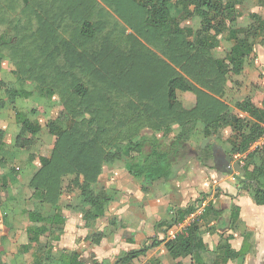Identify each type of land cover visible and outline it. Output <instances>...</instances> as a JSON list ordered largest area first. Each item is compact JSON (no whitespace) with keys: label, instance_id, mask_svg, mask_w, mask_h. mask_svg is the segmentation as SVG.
<instances>
[{"label":"trees","instance_id":"1","mask_svg":"<svg viewBox=\"0 0 264 264\" xmlns=\"http://www.w3.org/2000/svg\"><path fill=\"white\" fill-rule=\"evenodd\" d=\"M241 1L0 0V55L13 65V81L0 80V108L31 95L14 81L33 84L40 100L57 98L60 103L57 118L45 126L55 138L52 153L49 158L38 157L40 168L28 182L27 241L17 250L23 264L34 252L38 254L31 264H85L78 252H54L51 243L64 234L66 218L59 200L66 176H76L74 210L83 220L107 218L108 225L115 227L108 210L113 196L98 181L104 165L124 158L133 177L149 184L168 179L174 163L190 155V139L198 123L206 139L230 129L232 152L240 156L236 164L244 172L243 179L236 175V180L242 190L252 193L256 205H264V144L250 151L264 136V88L260 107L250 97L234 104L244 118L234 115L221 100L227 85L237 84L234 78L243 74L255 41L264 43L260 15L250 14V23L238 26L236 7ZM259 4L264 6V0ZM193 18L200 20L197 30L181 27ZM221 41L228 47L223 58H216ZM178 93L194 97L191 109L182 107ZM15 122L19 131L13 148L28 151L41 126L20 111H15ZM173 125L179 131L168 144L155 134L142 135L144 131L169 134ZM4 138L0 129V155ZM34 159L30 154L28 160ZM191 159L200 167L219 169L210 145L192 152ZM220 170L231 173L226 167ZM17 179L13 168L1 177V200ZM199 202L177 209L170 222L161 221L157 228L164 226L167 231L177 226ZM236 218L237 213L231 222ZM204 232L197 221L172 239H152L112 262L99 264H133L161 244L173 264H184V260L224 264L243 254L226 245L220 254L209 251L202 239ZM102 235L94 232L85 241L99 246Z\"/></svg>","mask_w":264,"mask_h":264},{"label":"crops","instance_id":"2","mask_svg":"<svg viewBox=\"0 0 264 264\" xmlns=\"http://www.w3.org/2000/svg\"><path fill=\"white\" fill-rule=\"evenodd\" d=\"M255 55L258 56L257 58L262 63L264 71V43L254 48L250 59L254 58ZM6 61L2 60L1 66ZM261 88H264V81ZM25 91L29 92L28 90ZM30 97L31 95L27 98H17L14 105L11 106L12 115L8 116V119H4L3 125L0 124V129L5 133V146L0 155L4 163V166L0 167V185L1 177L10 169L9 164L18 163L17 156L29 152L13 148L14 140L19 131L15 122V111L22 112L28 120L36 121L41 126V131L36 136L37 141L40 140L42 133H44L42 129L44 122L36 120L34 109L29 108L30 106L27 108L24 104ZM262 98L263 95L261 96V101ZM42 101L40 105L43 108L49 107L46 104L49 101ZM256 106L260 107L261 102ZM0 110V113L4 111ZM44 114H47V110L44 111ZM44 121L48 123L46 117ZM157 133L155 135L160 138ZM148 135L151 134L149 133ZM169 137L171 138L170 135ZM263 144L264 136L250 147V151ZM8 150L11 155H15L10 162L6 161ZM212 150L217 152L218 147H212ZM30 162L34 166L36 165V171L40 168L38 156ZM126 162L127 160L122 158L112 164L104 165L98 178L100 184L113 196V201L110 203L108 210L110 215L115 218V227L108 225L107 218H100L86 223L82 214L74 210L77 204V192L76 189H73L72 182L76 179V176L70 175L63 179L65 192L60 197L59 205L63 216L66 218V225L60 240L51 242L54 252L63 249L76 251L80 254V258L84 254L89 253V260L92 263L94 262V264H99L106 260L112 262L116 259V248L105 244L104 241L107 237L106 234L112 233L114 228L118 231L117 233L122 234L120 242L126 247L125 253L150 244L152 239L158 241H162L165 238L172 239L178 232V227L173 226V228L165 231L166 227L162 226L159 229L157 224L161 221L170 222L173 210L192 205L196 196L199 193H204L207 195L208 206H210L206 208L207 211L203 214L201 225L205 229L202 239L208 250L215 253L218 251L220 254L226 245L234 252L243 251V254L239 255V257L228 260L224 264H264V205H256L252 199V193L241 189L235 177L236 174L238 176V173L234 169H231V173L228 174L224 170H220L224 168L223 165L220 166L214 163L219 169H207L200 167L195 162V166H182L176 174L173 171L168 179L149 184L143 178L131 176L126 170ZM26 165H21V169L15 168L18 171V179L9 185L8 196L4 200L0 199V264H23L22 260L17 256V250L19 246L26 243H18V239H21L22 236L26 237L24 229L29 225L27 213L31 209L28 200L31 193L28 188V182L32 175ZM81 181L82 178L79 177V183ZM144 187H149V189L146 191ZM26 192L28 196H25ZM25 198H27V204L30 208L23 211L20 201ZM236 213L237 218L232 223L231 219L235 217ZM94 232L103 233L100 245L92 246L87 250L90 245L85 241V238L91 236ZM117 233L114 232V235H112L114 242L117 241L115 239ZM226 236H230L227 242H225ZM44 241V238L40 239L41 243ZM157 252L160 255L162 254L164 261L157 257ZM36 254L38 253L34 252V254L27 257L35 259L37 257ZM165 262H168V264L174 263L166 252L164 244H161L158 247L149 249L146 257L134 260L133 264H164ZM183 263L189 264V261L184 260Z\"/></svg>","mask_w":264,"mask_h":264},{"label":"rangeland","instance_id":"3","mask_svg":"<svg viewBox=\"0 0 264 264\" xmlns=\"http://www.w3.org/2000/svg\"><path fill=\"white\" fill-rule=\"evenodd\" d=\"M260 0H242L236 7L237 9V14H238V19H237V23L238 26L240 27H245L250 23V19H249V15L250 14H258L260 15L261 18H264V6L259 4ZM182 28H191L192 30H197L200 27V20L198 18H193L192 20L189 21H185L181 24ZM188 38V37H187ZM254 48L257 46H260V44L257 43V41H255L254 43ZM228 44L221 41L220 43V52L215 55L216 58H223L225 56V52L227 50ZM2 57V58H1ZM258 56L255 55L254 58L252 59H248L245 63V72L244 74H242L240 77L238 78H234L237 79V84H235L233 81H231L226 88V94L225 96H223V98L221 99L222 102H225L226 104H228L234 115H236L237 117H241L244 118V114L239 112L238 110L235 109L234 104L237 102H241L244 98L250 97L252 98V102L253 104L257 105L261 102V96L262 94V84L264 81V72L262 69V63L260 62V60L257 58ZM1 60L5 61L7 60L5 57L0 55ZM257 59V61H256ZM8 62V60L6 61ZM4 63L3 66H1V71H0V80H11L13 81V78H11V70L13 69V65L8 62V63ZM6 82V81H4ZM14 84L19 88V87H23L25 90H28L31 93V97L29 98V100L24 103L27 108H33L34 109V116L36 120H41L44 122L43 126V131L44 133H42L40 140H36L35 143L33 144V146L30 148V150H28L29 152H25L22 153V155L17 156L18 158V163L16 164H9L10 168H13L15 170L16 167L21 169V165H26V167L29 170V173L32 175L34 171H36V165L34 166L32 162L28 161V155L29 154H33V156L36 157H46L49 158L53 147H54V143H55V138L54 136H50V134L47 132L46 130V121L45 117L47 118V122H50L52 120H55L57 118V114L60 110V103L58 102L57 98H53L52 101H49V103H46L49 107H47L45 109V107L43 108L41 102H43L42 100H40L38 98V93L34 87L33 84H25V85H21L20 83H17V81H14ZM178 99L179 102L181 103L182 107L184 109H191L194 105V97L190 94H182V93H178ZM7 104V103H6ZM4 106V111H2L3 114H5V116H3L2 113H0V116L2 115V117H0V124L3 125L4 123V119H8L12 113H11V106H9L8 104ZM47 110V114H44V111ZM1 112V110H0ZM9 116V117H8ZM32 118V117H31ZM64 125V124H63ZM202 127L203 125L198 123L196 125L195 131L192 133L191 135V139H190V149H189V153L190 155H188V157L186 159L177 161L174 163V173L176 174L180 168L182 166H186L189 165L190 166H195V161H193L191 159V152H194L195 150H197L199 147L202 146L204 140L206 138L203 137L202 135ZM4 128H6V126H4ZM179 131V127L176 125H173L171 128V132L169 134H164L162 132H158L157 134L160 135V139L162 140L163 143L168 144L178 133ZM155 134L152 133L150 131H144L142 132V135H148V134ZM169 135L171 136V138L169 137ZM173 137V138H172ZM40 141V142H39ZM40 143V144H39ZM232 144H233V137H232V133L230 131V129L228 128H224L222 130L219 131V133H217L212 139H207L206 144L204 145V148L207 146H211V147H218V150L216 152V157L218 159H224L225 155H230L232 158V163L231 164H235L236 161L240 158V156L238 154H234L232 152ZM11 152V149H10ZM7 155H6V161L10 162L11 160H13V158L15 157V155H11L9 153V150L7 151ZM36 162V161H35ZM31 163V165H30ZM37 163V162H36ZM215 164L217 162H214ZM40 164V163H39ZM220 166H222L221 164H218ZM232 169V168H231ZM230 169V170H231ZM233 170V169H232ZM24 174V173H23ZM237 175V174H236ZM24 185V183H23ZM28 196V193L26 192L25 196ZM206 194H198V196H196L195 201H200L202 199H207L206 198ZM27 198L23 199L20 201V204L23 206L22 210L26 211L27 209H29V205L27 204ZM60 201V200H59ZM118 228V225H117ZM109 231V230H108ZM114 232H118L115 228L113 230L112 233L110 234H106V240L104 241L105 244H109L111 245L113 248L115 249V253L116 258L122 256L125 253L126 247L120 242L121 239V233H117L115 239L117 240L116 242H114V238L112 237V235H114ZM25 243L26 242V237L22 236V238L18 239V243ZM86 247V246H85ZM92 246H89L87 248V250H89ZM41 252V251H40ZM43 252H41L39 254V256L42 254ZM157 257L161 260L164 261V258L162 256V254H158L157 252ZM89 253H86L82 256V260L86 263V264H94V262L92 263L89 260ZM43 257V256H42ZM26 263L27 264H31L32 263V257H26ZM164 264H168V262H165Z\"/></svg>","mask_w":264,"mask_h":264},{"label":"built area","instance_id":"4","mask_svg":"<svg viewBox=\"0 0 264 264\" xmlns=\"http://www.w3.org/2000/svg\"><path fill=\"white\" fill-rule=\"evenodd\" d=\"M207 206H208V200L207 199L200 200V202L194 206L193 212L191 214H189L183 222H181L177 225L178 232L176 234L182 233L186 227H188L190 224H192L194 222H197V221L201 222L202 215L205 213ZM175 211L176 210H173L171 212V218L175 214Z\"/></svg>","mask_w":264,"mask_h":264},{"label":"water","instance_id":"5","mask_svg":"<svg viewBox=\"0 0 264 264\" xmlns=\"http://www.w3.org/2000/svg\"><path fill=\"white\" fill-rule=\"evenodd\" d=\"M206 142H207V139L204 140V142L201 146L202 148H204V145L206 144ZM214 154L215 153L213 150L214 161L217 162V164H221L228 169H231V168L234 169L238 173V178L243 179L244 172H243L242 168L236 163L231 165L232 158L230 155H225L224 159H217V158H215Z\"/></svg>","mask_w":264,"mask_h":264},{"label":"flooded vegetation","instance_id":"6","mask_svg":"<svg viewBox=\"0 0 264 264\" xmlns=\"http://www.w3.org/2000/svg\"><path fill=\"white\" fill-rule=\"evenodd\" d=\"M191 153H192V152H191ZM214 153H215V154H214V155H215V158H217V157H216V152H215V151H214ZM217 159H218V158H217Z\"/></svg>","mask_w":264,"mask_h":264}]
</instances>
